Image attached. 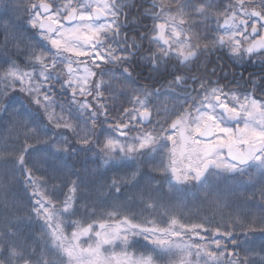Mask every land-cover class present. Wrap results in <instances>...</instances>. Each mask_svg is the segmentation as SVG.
Listing matches in <instances>:
<instances>
[{
    "label": "snow or ice",
    "instance_id": "obj_1",
    "mask_svg": "<svg viewBox=\"0 0 264 264\" xmlns=\"http://www.w3.org/2000/svg\"><path fill=\"white\" fill-rule=\"evenodd\" d=\"M22 7L31 41L12 29L17 49L24 44L23 67L21 56L0 66V100L8 98L2 111L8 114L11 93H24L35 107L21 104L23 112L11 115L24 117L25 141L41 138V150L52 157L94 151L101 203L85 204L81 214L75 181L60 200L58 177H36L25 144L16 163L31 202L28 219L40 224L55 259L36 258L13 225L0 234V264H264V255L257 261L235 251L241 247L236 229L246 235L251 221L190 223L179 205L154 198L157 190L120 201L123 188L139 184L141 163L177 192L211 193L214 179L264 183V77L238 93L218 80L188 75L215 52L234 62L256 63L259 57L264 69V0H151L143 16L152 23L133 20L139 33L133 36L121 20L127 18L125 0H27ZM11 8L19 11L20 5ZM4 9L7 16L9 5ZM12 24L9 17L6 33ZM142 61L172 77L165 91L129 87L136 83L129 66ZM161 95L171 98L170 106L158 102ZM110 171L116 174L109 182Z\"/></svg>",
    "mask_w": 264,
    "mask_h": 264
},
{
    "label": "trees",
    "instance_id": "obj_2",
    "mask_svg": "<svg viewBox=\"0 0 264 264\" xmlns=\"http://www.w3.org/2000/svg\"><path fill=\"white\" fill-rule=\"evenodd\" d=\"M27 0H3L0 4V66L5 59L21 56L24 49V44L19 45V50L16 45L18 41L12 40L10 34L13 28H19V35L23 37L24 42L31 41V31L28 30L27 18L28 14L23 10V3ZM4 4L9 5L7 16H4ZM12 5H20V10H12ZM11 17L13 24L9 27V32H5V26L8 23V18ZM8 37L7 46H5V37ZM259 61L260 58H255ZM23 67V58L20 61ZM133 85H129L132 87ZM13 103L9 106L8 114L2 111L4 104L8 103V98L0 100V234L5 233L10 226H15L13 229L17 233V237L21 242L26 241L31 248L36 250V258L55 259L47 247H45L44 239L40 224L30 222L28 212L30 211V200L28 193L25 191V186L22 183L24 176L20 171V166L16 163L19 157L20 149L27 144L28 153L25 154V160L28 167L33 169V174L36 177H50L56 175L58 179L55 183L63 187V193L60 195V200H63L64 194L68 193V188L71 187V182L75 181L79 188L75 193L77 202L80 206L81 214L84 211V205L90 204L93 201L97 204L101 203L98 199L100 192L99 185L96 183L99 173L97 171L98 164L95 152H84L71 150L67 153H61L59 157H52L46 151H42L44 144L41 138L30 136L26 141L24 137L23 127L20 123L24 119L23 116L14 117L11 113L15 109H21V104L25 108L32 110L35 106L24 93H11ZM168 100L158 101L162 105H168ZM126 107L128 105H125ZM66 135L72 143L80 148L81 145L76 144L75 137L71 132ZM143 175L139 177V184L136 188L126 187L122 189L123 195L120 196L121 203H130L134 195L145 190L152 191L154 198H158L160 203L170 206L179 205L180 211L187 222L200 223L205 222L216 225L230 224L232 219L241 220L245 223H252V230H245L247 234H243L239 229H236L235 234L241 244V247L235 251L241 257L249 255L257 260L261 255H264V232L260 231L264 225L260 224V218L264 216V183H248L247 177L241 181H224L213 180L215 189L211 193H206L203 189H188L182 191H174L170 186L163 181L159 173L153 172L147 164H139ZM104 171V169H100ZM116 173L110 171L106 173V178L110 182V178ZM125 173L121 172L120 175ZM101 183L104 181L101 180ZM103 194H107V189L103 190ZM91 198V199H89ZM110 202V201H109ZM110 210L101 207L98 211ZM136 211H140L137 206ZM250 213V215H249ZM147 215V214H146ZM246 218V219H245ZM80 219V217H73ZM91 222V221H89ZM67 231H71L68 229ZM229 251H232L229 245Z\"/></svg>",
    "mask_w": 264,
    "mask_h": 264
},
{
    "label": "flooded vegetation",
    "instance_id": "obj_3",
    "mask_svg": "<svg viewBox=\"0 0 264 264\" xmlns=\"http://www.w3.org/2000/svg\"><path fill=\"white\" fill-rule=\"evenodd\" d=\"M125 3L127 4L125 8L127 18L125 19L122 16L121 20L129 24L127 30L129 36L138 35L139 33L135 30L136 26L131 22L136 20L138 25H151V20L143 16L145 9L151 6V0H125ZM140 30L142 31L143 29L141 28ZM146 47L147 43L145 42ZM144 54L146 55L147 53ZM213 69H215L214 75L212 74ZM129 70L136 80V83L132 87L136 88L146 87L151 89L156 87L161 88L163 92L166 89L167 81L172 79L171 76H166L163 73V69L160 72L153 71L151 65L146 61L138 64L133 63L129 66ZM188 75L205 76L213 81L218 80L221 85H227L228 88L236 90L239 93L245 89L251 91L250 83L246 84V82L264 77V69L260 67V60L256 61V63L247 62V60L234 62L228 55L215 52L202 58L198 65L192 67ZM256 95L259 96V93ZM169 98L167 95H161L159 101L165 103L163 101Z\"/></svg>",
    "mask_w": 264,
    "mask_h": 264
},
{
    "label": "rangeland",
    "instance_id": "obj_4",
    "mask_svg": "<svg viewBox=\"0 0 264 264\" xmlns=\"http://www.w3.org/2000/svg\"><path fill=\"white\" fill-rule=\"evenodd\" d=\"M119 250V249H118Z\"/></svg>",
    "mask_w": 264,
    "mask_h": 264
}]
</instances>
